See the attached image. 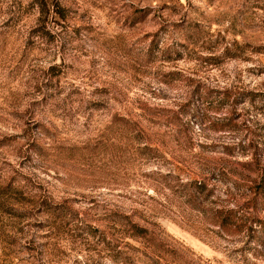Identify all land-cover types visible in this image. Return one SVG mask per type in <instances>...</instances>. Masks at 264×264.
Returning <instances> with one entry per match:
<instances>
[{
  "label": "rangeland",
  "instance_id": "1",
  "mask_svg": "<svg viewBox=\"0 0 264 264\" xmlns=\"http://www.w3.org/2000/svg\"><path fill=\"white\" fill-rule=\"evenodd\" d=\"M258 175L264 0H0V264H264Z\"/></svg>",
  "mask_w": 264,
  "mask_h": 264
},
{
  "label": "trees",
  "instance_id": "2",
  "mask_svg": "<svg viewBox=\"0 0 264 264\" xmlns=\"http://www.w3.org/2000/svg\"><path fill=\"white\" fill-rule=\"evenodd\" d=\"M254 98L250 97L249 99L253 101ZM231 153L233 151H230ZM215 188L213 186L209 189L205 184L195 182L193 183V192L189 194V197L194 196L197 199L203 195L204 201H209L214 195ZM246 188L247 191L240 200L241 202L218 205L216 208H202V211L221 234L226 236L243 234L244 237H247L246 242L254 243V249L258 251L257 248H264V176L258 175L255 178H250ZM223 194L227 198L234 195L230 187L225 188ZM134 230L138 235H144L141 232L142 228L134 226Z\"/></svg>",
  "mask_w": 264,
  "mask_h": 264
}]
</instances>
